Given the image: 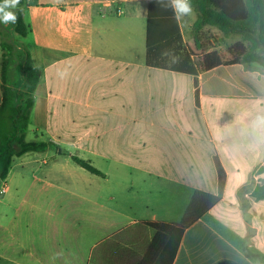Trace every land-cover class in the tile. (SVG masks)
Listing matches in <instances>:
<instances>
[{"label":"crops","instance_id":"obj_1","mask_svg":"<svg viewBox=\"0 0 264 264\" xmlns=\"http://www.w3.org/2000/svg\"><path fill=\"white\" fill-rule=\"evenodd\" d=\"M149 1L25 0L29 35L0 29V104L4 34L41 71L28 135L54 144L0 179V264H141L155 235L145 223L179 224L197 193L220 201L173 264H264L247 253L258 214L238 206L264 202L252 197L264 182V67L148 66ZM74 155L104 178L73 177Z\"/></svg>","mask_w":264,"mask_h":264},{"label":"trees","instance_id":"obj_2","mask_svg":"<svg viewBox=\"0 0 264 264\" xmlns=\"http://www.w3.org/2000/svg\"><path fill=\"white\" fill-rule=\"evenodd\" d=\"M198 13L194 23L197 35L192 45H186L180 22L174 17L170 0H150L147 23V65L199 75L219 66L257 63L264 67V0H191ZM25 0H20L23 6ZM18 20L13 25L16 35L23 38L30 33L24 11L17 9ZM205 27L216 28L226 38L239 41L224 51L213 49L209 39L200 32ZM3 65L2 102L0 104V179L8 177L14 159L30 152H45L54 147L48 142H29L27 135L35 106V93L41 81V71L25 48L18 49L1 34ZM213 40V38H211ZM73 161L97 176H104L90 161L73 156ZM264 172V167L259 173ZM220 188H224V171L219 166ZM256 201L264 200V182L252 191ZM220 199L197 193L185 217L179 224L146 222L155 231L141 264H173L183 235L201 219Z\"/></svg>","mask_w":264,"mask_h":264},{"label":"rangeland","instance_id":"obj_3","mask_svg":"<svg viewBox=\"0 0 264 264\" xmlns=\"http://www.w3.org/2000/svg\"><path fill=\"white\" fill-rule=\"evenodd\" d=\"M194 10V9H193ZM198 18V13L194 10V14L189 17H183L181 19L182 27H183V40L186 45H192L194 42V39L197 35V31L194 27V23L196 22ZM13 25L9 24V26H5L3 24H0V29H2L4 32L9 33L10 30H12ZM13 34H15L13 32ZM202 37L209 39L210 44L212 45L213 49L218 51H224L227 50L229 46L239 41L238 37H230L226 38L222 33H220L216 28L212 27H205L200 34ZM15 37H20L19 35L15 34ZM213 38V40H211ZM49 140L48 134H45L44 137H40L38 141L41 142H47ZM27 141L29 142H36V137L34 132L30 133L28 135ZM80 158L81 155H74ZM70 165H73L72 169H68V172L73 170L74 176L76 179H90V180H101L104 178L103 176H97L94 174H91L90 172L86 171L79 165H77L74 162H70ZM95 166L102 168L104 172L108 173V176L110 178L117 177L119 175V171L114 170L113 168L109 167L107 162L101 160V159H95ZM253 187V186H251ZM250 187V188H251ZM245 199V198H244ZM246 206L248 208H254V213L258 214V225L259 229L261 231V234L257 235L256 232L251 235L252 237L250 239H247L249 246H247V253H249L253 258L260 259L261 262H264V202H262L259 205H255L254 207L250 204V200L248 201H239L238 206L242 208V206ZM245 207V208H246ZM244 209V207H243ZM244 213V211H243ZM258 229V230H259Z\"/></svg>","mask_w":264,"mask_h":264},{"label":"clouds","instance_id":"obj_4","mask_svg":"<svg viewBox=\"0 0 264 264\" xmlns=\"http://www.w3.org/2000/svg\"><path fill=\"white\" fill-rule=\"evenodd\" d=\"M158 2L162 4L163 0H158ZM19 5L20 0H0V24L15 25L18 20ZM170 7L177 21L194 14L191 0H170Z\"/></svg>","mask_w":264,"mask_h":264},{"label":"built area","instance_id":"obj_5","mask_svg":"<svg viewBox=\"0 0 264 264\" xmlns=\"http://www.w3.org/2000/svg\"><path fill=\"white\" fill-rule=\"evenodd\" d=\"M116 14H117V15H122V14H123L122 9L118 8V9L116 10Z\"/></svg>","mask_w":264,"mask_h":264}]
</instances>
